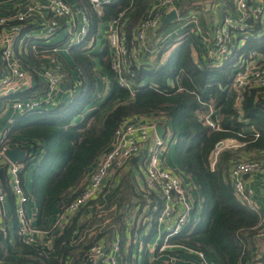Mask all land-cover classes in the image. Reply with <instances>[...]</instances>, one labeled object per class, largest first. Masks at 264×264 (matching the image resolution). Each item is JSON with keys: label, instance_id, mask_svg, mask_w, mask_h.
<instances>
[{"label": "trees", "instance_id": "trees-1", "mask_svg": "<svg viewBox=\"0 0 264 264\" xmlns=\"http://www.w3.org/2000/svg\"><path fill=\"white\" fill-rule=\"evenodd\" d=\"M149 1H101L98 12L90 0H76V6L88 18L86 35L68 48L81 80L78 94L70 103L24 115L9 127L7 136L11 145L37 155L33 163H25V170L30 166L32 169L30 190L26 189L24 174L21 175L26 193L37 204L35 226L47 229L51 226L47 224L48 217L80 194L98 158L110 148L114 131L123 119L160 116L166 119L173 136L174 164L196 185L201 207L198 218L192 216L169 242L199 251L214 264H245L256 244L253 234L260 215L236 198L229 169L235 160L243 157L260 160L247 156L254 151L264 158V97L258 89L249 88L240 99L231 86V74L240 54L250 51L264 54V23L252 22L244 44L235 47L232 55L219 65L210 57L204 62L202 55L208 53L194 32L184 29L178 40L174 36L163 39L169 22L162 24L156 31L157 53L153 59L139 66L131 65L134 73L131 91L116 80L108 45L98 52L93 47L100 25L121 11L126 13L127 36L131 39L133 27L144 15ZM174 44L166 61L160 63L162 55ZM39 46L49 52L57 45H46L48 50L43 49L45 45ZM192 47L198 52L197 61ZM148 49L151 50L150 46ZM98 69L109 75L110 91L76 122L74 118L100 97ZM66 73L69 77L67 70ZM24 96L22 93L16 97ZM1 105L0 101V112ZM209 105L219 119V129L203 122ZM249 127L257 134L249 132ZM224 139H235L242 145L222 148L211 166L215 146ZM143 168L137 157L130 158L124 171L107 180L103 195L81 206L70 216L64 229L54 232L50 245L25 244L14 233V250L10 246L4 248L0 264H86L89 248L101 235L89 232L98 231L101 225L104 232L116 230L122 264H185L164 262L166 254H160L157 248L151 255L147 252V242L158 231L161 202L146 188H140ZM0 179L6 181L4 163L0 164ZM8 198L12 199L10 193ZM95 204H101L107 213L97 211ZM134 243L141 245V251L135 255ZM171 252L182 259L194 256L182 248Z\"/></svg>", "mask_w": 264, "mask_h": 264}, {"label": "built area", "instance_id": "built-area-1", "mask_svg": "<svg viewBox=\"0 0 264 264\" xmlns=\"http://www.w3.org/2000/svg\"><path fill=\"white\" fill-rule=\"evenodd\" d=\"M101 1L109 0H90L98 12H100ZM177 1L150 0L144 15L133 27L131 39L127 36L128 20L125 11L119 12L117 16L107 21L106 40L111 56V69L120 86L133 90L131 78L134 73L131 65L139 66L142 62V56L148 51L146 44L148 34L160 28L165 15L175 9ZM248 4L249 0H235V14H225L216 22L211 35V44L208 47V55L218 64L232 55L236 34L241 36V34L250 33L252 22L264 23V1H260L251 10ZM44 12L48 14L44 29L46 36H52L66 29L71 35L72 43H77L88 31V18L85 12L78 6L73 7L66 0H32L12 12L0 14V98H4L0 121L5 120L0 123V164L4 163L6 167V181L3 182V179H0V232L5 231L1 223L5 218L7 205L11 204L8 198L10 193L14 203L18 238L25 244L42 242L50 245L54 232L64 229L70 216L81 206L103 195L104 191H107L105 190L107 180L115 173L124 171L130 158L137 157L144 166L143 187L161 202V211L157 217V234L163 237L152 251L157 248L160 254H166L164 255L166 262L178 263L179 255L171 250L182 248L188 253H194V260L187 261L188 264H214L199 251L169 242V238L177 234L192 216L196 217L199 210L198 198L194 197L191 187L184 182L185 174L176 165L165 162L173 136L166 135L167 129L164 124H161L160 116L140 115L123 119L114 131L110 148L98 158L80 194L62 206L47 229H38L32 223L27 212V204L32 198L24 189L21 175L25 170V163H33L37 155L25 149L24 162L10 161L5 152L19 145H11L7 136L8 129L18 117L69 103L81 85L78 71L75 73L77 76L75 79H69L65 66L63 67L56 58L52 65H41L37 68V74L44 82L40 97L12 96L29 85L31 76L30 71L24 67L15 52L14 43L23 34V30L35 21L36 16H44ZM168 36L164 34L163 39ZM203 40L207 44L208 35ZM43 49L48 50L46 45ZM51 50L54 51L56 48L53 47ZM61 83L63 87H60ZM231 86L240 94V99L242 92L249 88L258 89L264 97V59L260 58L258 52L250 51L238 56L231 74ZM214 113L209 106L203 122L211 128L219 129V119L214 116ZM157 124L164 128L162 137H159L155 131ZM219 142L221 146L217 147ZM219 142L212 153L211 166L214 165L222 148L242 145L235 139H224ZM251 173L260 174L264 180V160L237 159L229 169L236 198L249 207L253 206L251 198L254 190L244 176ZM94 208L101 212L103 207L101 204H95ZM254 230L255 241L264 238V218L260 217ZM45 239L47 240L44 241ZM110 249L111 254L106 251L101 242H96L89 248L88 257L104 260L108 264H122L119 240L113 242ZM168 250L170 252L166 253ZM252 254L256 256L257 252L253 251Z\"/></svg>", "mask_w": 264, "mask_h": 264}, {"label": "crops", "instance_id": "crops-1", "mask_svg": "<svg viewBox=\"0 0 264 264\" xmlns=\"http://www.w3.org/2000/svg\"><path fill=\"white\" fill-rule=\"evenodd\" d=\"M30 1L32 0H0V14L12 12L17 7L22 6ZM260 1H264V0H249L248 5H249L250 10L253 9ZM67 2L73 7H76V0H67ZM172 10L176 11V17L167 24V26L164 28V33L168 34L171 37L174 36L175 40H178L183 36V35H180V36L178 35L184 29H188V31L194 32V34H196L199 37V40L200 39L202 40V41L200 40L201 43H204L203 38H206V36L208 35V43L203 44V46L205 47L208 53V47L211 44L212 31H213V28L216 22L220 20L221 17H223V15L225 14H235V0H232V2L231 0H178L177 3L175 4V9H172ZM43 14L44 16L37 15L35 21L31 22L30 27L27 26L23 30V34H21L14 43L15 52L20 57L21 61L24 64V67L28 69L31 73L29 85L25 88L20 89L17 93L12 94V96L14 97L22 93L25 94V96H37V97L41 96L42 88L44 87V82L42 78L38 76L37 68L40 67L41 65L46 66L48 62L53 63L56 60L54 58H51L50 56L55 57V58L59 57L62 62L64 61L65 69L69 73V79H75L77 77L75 74L77 71L74 70L76 69V67L74 66V63L72 62L68 54V48L70 45L73 44V43L71 44L68 42L71 35L68 33L66 29H62L58 33L54 34L53 36H46L44 29H45V25L48 20L47 19L48 14H45V12ZM106 24L107 22L102 23L100 25L99 31L96 35V39L94 42V47H93L94 52L101 51L105 46H107ZM200 28L203 30L206 29L205 32L200 34V32L202 31V30H199ZM149 34L147 36L146 44H147V49L150 46L151 50L148 49V51L146 52L147 53L146 56L144 55L142 56L141 63H144V64L150 62L153 59L154 51L156 50V40L157 39L150 37ZM57 37L59 38V40L53 41V39ZM240 38L241 36L234 38L233 46H232L233 49L239 46L238 43L240 41ZM152 44H154V46ZM175 44L172 45L170 49H168L162 55L160 63H164L166 61L169 52L175 46ZM39 45H52V46L57 45V46H56V50L46 52L42 50L39 51V47H38ZM192 53H193L194 60L197 61L198 52L195 50L194 47H192ZM259 56H261L260 57L261 59H264V56H262V54L259 53ZM209 57H210L209 55H202V59L204 60V62H207V58L209 59ZM41 60L43 63H39V61ZM214 63L218 64L216 61H214ZM98 74L100 76L99 78L101 79V89H102V90L100 89L101 92H98L100 97H98L95 102L90 103L92 104L91 106L88 105V108H86L81 114L77 115L74 118V121L76 122L82 119L83 114L86 111H90L91 109L95 108L110 91L111 80L109 78V75L106 73V71L102 69H98ZM78 91H79V88L77 90L76 95L78 94ZM0 99H1L0 101L2 102V105H1L2 107L4 105V100H3L4 98H0ZM71 101H69V103ZM209 106L215 112L212 105H209ZM159 118L161 120V124H164V127L167 129L166 135L167 134L171 135V131L169 127L167 126L166 119L163 117H159ZM4 121L5 120L2 119L0 123H3ZM157 125H160V124H157ZM248 129H249V132L254 133L252 127H249ZM254 134L256 135L257 133H254ZM247 156L252 157V158L256 156L257 158H260V160H264V158H262V156L258 154V152L256 151L249 153ZM240 159H248V158L243 157ZM28 172L26 173V175H24V182H25L26 189L30 190V184L27 185L25 181V178ZM29 177L32 179V174L29 175ZM245 179L247 180V182L251 185V187L254 190V194L251 198L253 206L250 208L256 210L259 213L260 217L264 218V180L262 176L257 173H251L248 176H246ZM189 181L192 183V186H191L192 194L197 199L198 198L197 197V187L191 180ZM143 182H144L143 179H141L140 188L144 186ZM10 201H11V204L7 205L6 212H5V218L3 219L1 223V226L5 231L2 233L0 237L1 238L0 239V250L1 248L3 249V251H0V253L4 252V248L8 246H10V248L13 249V241H14L15 234H16L17 223H16V217H15L14 210H13L14 203L12 202L11 199ZM197 208L200 211L201 207H200L199 201L197 203ZM32 209L35 210V221L33 222V224L35 225L36 218H37V215H36L37 214V204L34 200H31V202L27 204L28 215L29 213H31ZM109 209H113V207ZM103 213H106V212L103 211ZM54 220H55V214H53L52 216H49L47 220L48 226L51 225ZM100 228L101 227H99V229ZM109 228L110 227H108L107 229ZM96 233H97V229L90 230L89 232L90 235H93V234L95 235ZM105 234L107 235L106 236L107 238L100 237L98 242H101L104 245V248L106 249V251L109 254H111L112 251L110 248L112 246V243L115 242L116 240H119V237L115 229H113L112 231H106ZM162 237L163 236H161L160 238V236L157 234L155 236V241H158L159 238L161 240ZM151 241L152 239L147 242V252L149 255L153 254L154 252L152 251L153 246L151 245ZM257 241H256L257 246L256 245L254 246L256 248L252 247V249L249 252L250 256L249 257L247 256L245 264H264V238L257 240ZM136 244L137 243H134L133 255L136 254L135 252L141 251V245L138 244L136 246ZM253 251L257 252L256 256L252 254ZM5 252L7 251L5 250ZM254 258H255V261H254ZM162 260L166 262V257L164 256ZM89 262L91 264H108L104 260L95 259V258H89L86 264H88Z\"/></svg>", "mask_w": 264, "mask_h": 264}, {"label": "rangeland", "instance_id": "rangeland-1", "mask_svg": "<svg viewBox=\"0 0 264 264\" xmlns=\"http://www.w3.org/2000/svg\"><path fill=\"white\" fill-rule=\"evenodd\" d=\"M199 30H202L201 32H200V34H202L203 32H205V30L206 29H199ZM248 34L249 33H244V34H241V38H240V41H239V46L238 47H240V46H242L243 44H244V42H245V39L248 37ZM150 37H152V38H157L156 36H157V32L156 31H154V32H151L150 34ZM238 35L236 34L235 36H234V38H236ZM260 35H258L257 36V38L259 37ZM70 38H71V36H70ZM57 40H59V38L57 37V38H55V39H53V41H57ZM153 40V39H152ZM201 40V39H200ZM202 41V40H201ZM69 43H71L72 44V40H70L69 39V41H68ZM152 42V41H151ZM202 44H204V43H202ZM152 45H154V44H152ZM41 46H39V51H41V48H40ZM152 47V46H151ZM155 53H157V51L155 50L154 51V55H155ZM39 54H40V52H39ZM262 56H264V54H262ZM51 58H54V59H56L55 57H52V56H50ZM58 57V56H57ZM261 57V56H260ZM57 61L59 62H61V64H62V66L64 67L65 66V63H64V61L62 62L61 61V59L58 57L57 58ZM225 61V58H224V60L221 62V63H223ZM39 63H43L42 62V60L41 61H39ZM54 63V62H53ZM53 63H49L48 62V65H52ZM220 63V64H221ZM219 65V64H218ZM78 89V88H77ZM102 90V89H101ZM101 90H99V92H101ZM84 115V114H83ZM82 117V116H81ZM174 141L171 143V145H170V147H169V151H168V154L166 155V157H165V162H167L168 164H170V165H175L174 163ZM29 171V172H28ZM32 169H31V166L29 167V168H27L26 170H24L23 171V173H24V175H26V173L28 172V174H27V176H26V178H25V181H26V183H27V185H31V178L29 177V175H31L32 174ZM184 182H185V184L186 185H188V186H192V183L189 181L190 179L187 177V176H185V178H184ZM34 208V207H33ZM106 212V211H105ZM107 213V212H106ZM31 216V217H30ZM198 216H199V212H197V214H196V217L198 218ZM29 217H30V219H31V221H32V223L35 221V210L34 209H32L31 210V213H29ZM99 227H101L100 229H98V231H97V234L100 232L101 233V235L99 236V237H102V238H105L107 235L105 234V227L103 226V225H101V226H99ZM103 229V230H102ZM157 235V234H156ZM156 235H154L153 236V238H151L152 239V241H151V245L153 246L152 248H155L156 247V245L162 240H160V238H159V240L158 241H155V236ZM107 238V237H106ZM136 240H137V238L135 239V242H136ZM190 260H194V256L192 257V256H189V257H187V258H181L180 257V261H182V262H185V264H188L187 263V261H190Z\"/></svg>", "mask_w": 264, "mask_h": 264}, {"label": "water", "instance_id": "water-1", "mask_svg": "<svg viewBox=\"0 0 264 264\" xmlns=\"http://www.w3.org/2000/svg\"><path fill=\"white\" fill-rule=\"evenodd\" d=\"M176 17V11L172 10L168 12L163 21L162 24H166L170 22L172 19ZM60 87H63V83L60 84ZM264 103V99L262 101ZM155 131L159 137H162L164 134V129L161 125H156L155 126ZM221 143L219 142L217 144V147H220ZM6 157L13 162H24L26 160V150L21 147H11L5 152ZM248 176V174H245L244 177ZM88 264H91L90 262Z\"/></svg>", "mask_w": 264, "mask_h": 264}]
</instances>
